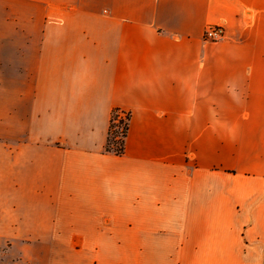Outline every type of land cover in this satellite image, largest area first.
I'll use <instances>...</instances> for the list:
<instances>
[{"label":"crops","instance_id":"crops-1","mask_svg":"<svg viewBox=\"0 0 264 264\" xmlns=\"http://www.w3.org/2000/svg\"><path fill=\"white\" fill-rule=\"evenodd\" d=\"M0 250L264 264V0H0Z\"/></svg>","mask_w":264,"mask_h":264},{"label":"trees","instance_id":"trees-1","mask_svg":"<svg viewBox=\"0 0 264 264\" xmlns=\"http://www.w3.org/2000/svg\"><path fill=\"white\" fill-rule=\"evenodd\" d=\"M120 109H115L113 111L112 117H111V124H110V132H109V137L106 145V151L108 152H114L116 154H123L125 152V139L128 134V126H129V121L131 118V113L126 112V116L122 117L120 116ZM123 124L124 128L123 131H119L120 125ZM120 132H123L121 141L119 142L118 146H114L115 143H117L116 137L120 134Z\"/></svg>","mask_w":264,"mask_h":264},{"label":"rangeland","instance_id":"rangeland-1","mask_svg":"<svg viewBox=\"0 0 264 264\" xmlns=\"http://www.w3.org/2000/svg\"><path fill=\"white\" fill-rule=\"evenodd\" d=\"M211 24H220V23H211ZM211 24H208L206 26V28ZM220 25H223V24H220ZM206 28H205V30H206ZM224 28H225V26H224ZM205 30H204V33H205ZM225 34H226V28H225ZM204 39L207 41H213V40L206 39L205 34H204ZM122 113H125V112L120 111V116L125 117ZM123 128H124V125L121 124L118 129H119V131H123ZM122 135H123V132L122 133L120 132L118 137H116L117 143L114 144L115 147L119 145V142L121 141ZM4 255H5L4 252L3 251L1 252V250H0V264H29V260L27 258L24 259L23 256H16V257H13V259H9V258L5 257Z\"/></svg>","mask_w":264,"mask_h":264},{"label":"built area","instance_id":"built-area-1","mask_svg":"<svg viewBox=\"0 0 264 264\" xmlns=\"http://www.w3.org/2000/svg\"><path fill=\"white\" fill-rule=\"evenodd\" d=\"M205 38L213 41H218L224 38L225 28L220 24H211L205 30ZM126 116V113H122Z\"/></svg>","mask_w":264,"mask_h":264}]
</instances>
